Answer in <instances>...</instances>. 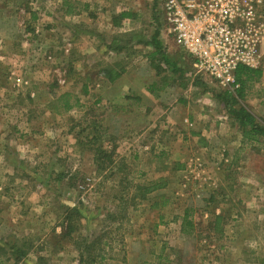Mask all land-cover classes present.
<instances>
[{
    "label": "rangeland",
    "instance_id": "1",
    "mask_svg": "<svg viewBox=\"0 0 264 264\" xmlns=\"http://www.w3.org/2000/svg\"><path fill=\"white\" fill-rule=\"evenodd\" d=\"M84 1L0 0V260L260 264L256 207L241 203L246 199L241 187L247 179V199L257 196L251 182L264 170V138L260 146L236 151L241 133L216 99L223 89L197 75L166 36L160 0H139L146 11L138 13L136 25L124 26L120 41L158 32L175 71L150 58L152 46L141 45L121 60L126 53L99 55L103 50L92 41L84 44L79 31L70 44L71 26L81 23L66 13L83 8ZM97 8L87 13L94 15ZM91 24L81 29L99 37L98 25L99 31ZM261 51L263 75L243 104L264 124ZM127 67L144 79L150 72L161 74L164 88L159 91L160 83H154L148 85L151 97L129 92L114 103L110 91L103 102L106 73ZM62 94L77 106L65 112L57 101ZM102 151L111 155L110 162L99 159ZM161 178L168 184L149 200L130 205L128 199L126 208L120 203L123 187ZM128 187L124 194L130 198L134 192ZM246 208L252 212L242 222L251 228L243 246L234 236L243 228L239 217ZM13 245L26 256L14 261Z\"/></svg>",
    "mask_w": 264,
    "mask_h": 264
},
{
    "label": "built area",
    "instance_id": "2",
    "mask_svg": "<svg viewBox=\"0 0 264 264\" xmlns=\"http://www.w3.org/2000/svg\"><path fill=\"white\" fill-rule=\"evenodd\" d=\"M166 36L197 75L230 90L238 66L258 68L264 0H160Z\"/></svg>",
    "mask_w": 264,
    "mask_h": 264
},
{
    "label": "crops",
    "instance_id": "3",
    "mask_svg": "<svg viewBox=\"0 0 264 264\" xmlns=\"http://www.w3.org/2000/svg\"><path fill=\"white\" fill-rule=\"evenodd\" d=\"M64 2L67 1L65 4L70 5L72 4L75 0H63ZM73 1V2H71ZM79 1V0H77ZM84 1V0H83ZM91 0H85L83 4V8H79L74 11H67V15L70 16V21H73L74 19L72 16H76L77 18H80V25L79 28L76 27L75 23L73 26L70 28V33L68 35V38L70 40V44L72 42H75L78 40L79 32H80V37L82 39V42L89 43V41H92V43H95L99 49L101 48L103 52H99V55L106 52H109L110 54L119 53V52H124L126 53L125 56H119L118 58L123 60V59H129L130 54L134 53V50L143 45L147 49L151 50L153 49L151 46V40L152 37H146L143 36L141 40H123V42L120 41V37L122 35V32H124V26L129 25L133 23L134 25L137 24V17L138 13L140 12H145L146 11V5L141 4L139 0H97L98 1V8L94 2L92 4H89ZM64 4V6H65ZM74 4V3H73ZM86 7V8H85ZM97 8V13L95 12L94 15L88 14L87 9L91 11L93 8ZM91 19V22L94 24L92 28L96 29V26L98 25V29H100L101 34L99 37L98 35H92L90 33H85L83 31V26L85 23L89 25L87 19ZM85 19V20H81ZM96 29V30H98ZM79 31V32H78ZM99 31V30H98ZM98 33V32H97ZM125 33V32H124ZM140 34V33H139ZM128 35V34H125ZM124 35V36H125ZM100 37H103L100 39ZM135 37V36H134ZM104 39V41H101ZM264 48V39L261 45V50ZM260 50V53L262 51ZM150 58L152 59L153 57H156L154 52L149 53ZM98 73H101L99 71ZM263 75V71H262ZM104 76V74H101V77ZM106 76L108 77V81L106 83L102 82L101 83V88H102V101L106 102L108 99H110V91L113 92L111 102L114 103L115 99L120 100L122 95L125 93L129 92H136L140 94L142 99H147L150 96L149 92L147 90H150L151 88L148 87V85L152 84H158L160 83L161 79V74L159 73H152L150 72L149 75L147 76L148 78L144 79L141 78L142 76L140 74L136 75V72L134 69L130 68H125L119 72H112L108 71L106 73ZM103 79V78H102ZM144 79V80H143ZM104 80V79H103ZM108 84V85H107ZM100 85V84H99ZM100 87V86H99ZM148 87V88H147ZM164 88L161 83L158 85V90L161 91ZM232 90V89H231ZM230 90V91H231ZM244 103V102H243ZM242 105L256 118L257 122H260L259 119L251 112L249 104ZM228 119L230 122L234 123V121L229 117L227 114ZM262 125H264L262 122H260ZM236 126V124L234 123ZM242 137L239 136L238 140V148L236 151L238 153H241L246 151L248 149V145H242L241 143ZM262 145V144H260ZM257 145V146H260ZM226 155V154H225ZM248 166L245 168V173H247ZM259 175V176H258ZM254 185V190L256 193V197H250L247 199L246 197V190L250 187H247L248 185V180L246 179L245 184L241 187V191L243 192V195L246 199L241 198V203L245 204L249 207H252L251 205H254L255 208V214H256V227H255V236L257 239V244L255 245V249L257 252L261 251L264 253V170L261 169L259 172H255V179L252 180L251 182ZM248 208H246L245 212H241V217H239L241 222L239 223L240 226H243L242 229H240L239 233L236 232L234 239L235 241L239 240L241 245H246L248 243V237H249V232L248 229L251 228L250 226L243 224L242 221L247 220V215L249 212L252 211H247ZM245 213V215H244ZM219 216H216V218ZM245 250V248H244ZM260 264H264V261H261Z\"/></svg>",
    "mask_w": 264,
    "mask_h": 264
},
{
    "label": "trees",
    "instance_id": "4",
    "mask_svg": "<svg viewBox=\"0 0 264 264\" xmlns=\"http://www.w3.org/2000/svg\"><path fill=\"white\" fill-rule=\"evenodd\" d=\"M150 44L155 49L154 54L157 57V61L164 62L170 69H173L175 71V64L172 63L169 58L166 57L162 52V47L158 40V32L152 36ZM261 77L262 69L260 68L252 69L245 66H238L235 71L234 81L230 83V90H232L230 91L227 89H223L216 95V99L221 104H223L227 114L229 115V117H231V119L238 127V130L240 131L242 137V145H248L249 147L263 144L261 138H264V125H262L260 122H257L256 118L242 105V103L244 102L248 89L253 85V83L258 82ZM67 97V94H62L57 97V101H61L63 103L62 109L65 112L71 110L73 107H76L78 104L77 101H75L74 103H70ZM102 158L105 160V162L111 161V155L106 154V152L104 151L101 152V158L99 159ZM103 165L104 164H101L99 162L100 169H102ZM167 184L168 182L165 178L138 184L132 183L130 184V187L125 186L121 190V193L119 195L120 203L122 200L125 201L122 204L123 206H125V208L130 203V205L140 204L145 200H149L152 194L156 193L160 189H163ZM127 187L134 192V194L130 198L126 197V194H124ZM166 205L167 201L163 198L161 206ZM151 208H154V205H151ZM74 230L75 229L73 228L71 231ZM90 248L91 246H86V252H88ZM10 253L15 256L13 257L14 261H18L19 259L25 257L27 254L23 250V248L17 247V245H13L10 247ZM0 264H4V262L0 260Z\"/></svg>",
    "mask_w": 264,
    "mask_h": 264
}]
</instances>
